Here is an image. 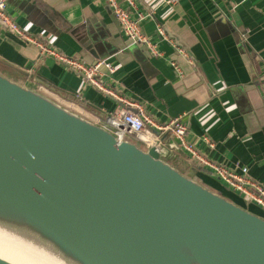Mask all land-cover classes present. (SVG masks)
Returning a JSON list of instances; mask_svg holds the SVG:
<instances>
[{"label": "water", "instance_id": "obj_1", "mask_svg": "<svg viewBox=\"0 0 264 264\" xmlns=\"http://www.w3.org/2000/svg\"><path fill=\"white\" fill-rule=\"evenodd\" d=\"M67 107L0 74V264H264L263 217Z\"/></svg>", "mask_w": 264, "mask_h": 264}, {"label": "crops", "instance_id": "obj_2", "mask_svg": "<svg viewBox=\"0 0 264 264\" xmlns=\"http://www.w3.org/2000/svg\"><path fill=\"white\" fill-rule=\"evenodd\" d=\"M134 2L131 10L119 3L133 20L145 17L141 31L156 54L129 45L105 0H7V12L21 31L56 53L86 65H111V72L100 69L104 88L139 104L159 124L180 117L188 142L204 158L227 169L246 168L252 180L264 184V0ZM158 26L167 39L157 36ZM0 74L53 93L70 111L106 128L107 118L124 107L1 25ZM153 135L164 159L183 174L264 218L261 208L188 159L178 142ZM123 138L140 144L133 135Z\"/></svg>", "mask_w": 264, "mask_h": 264}, {"label": "built area", "instance_id": "obj_3", "mask_svg": "<svg viewBox=\"0 0 264 264\" xmlns=\"http://www.w3.org/2000/svg\"><path fill=\"white\" fill-rule=\"evenodd\" d=\"M108 7L111 9L116 21L118 22L121 31L127 39L129 45H143L156 54L154 46L141 31V23L145 19L144 16L138 15L136 20L130 16V11L125 9L119 3L120 0H105ZM123 4L134 8V0H121ZM167 3L175 4L177 0H166ZM0 25L12 33L16 34L25 43L38 47L41 54L52 57L61 65L79 72L83 75L87 84L97 90L115 98L124 107L107 118V122L111 129L119 132L120 137L124 135H133L134 138L142 145L148 146L153 143L154 133L158 136L170 137L174 142H178L180 147L188 154V159L196 165L207 167L213 174L222 181L228 189L239 194L249 203L256 205L264 211V184L252 180L247 169H227L220 165H216L204 158L195 147L187 140V125L180 117H175L166 123L159 124L155 122L144 109L137 103H131L122 97L117 96L111 91L103 87L99 81L100 69L104 67L107 71H112L111 65L104 61H99L92 65H86L82 61L75 58L64 56L56 53L52 49L45 46L39 40L30 35H27L14 22L7 12V0H0ZM156 33L159 38L167 39L166 34L161 26L156 28ZM169 42H171L169 40ZM178 52L188 59L186 53L177 48ZM190 62V60H189ZM110 127L108 129H110ZM124 139V138H123ZM202 141L210 148L213 147L209 138L204 136Z\"/></svg>", "mask_w": 264, "mask_h": 264}, {"label": "bare ground", "instance_id": "obj_4", "mask_svg": "<svg viewBox=\"0 0 264 264\" xmlns=\"http://www.w3.org/2000/svg\"><path fill=\"white\" fill-rule=\"evenodd\" d=\"M109 130H112V129H109ZM112 132L114 133V131L112 130ZM116 136H118V137H120V134L119 133H114ZM33 250H39V251H41L42 253H44V254H46L47 255V253L45 252V250L43 249H40V248H32ZM57 259V258H56ZM17 260V259H16ZM20 261H18L17 260V263L18 264H28V263H31V264H35L32 260H25V262L23 263V262H20Z\"/></svg>", "mask_w": 264, "mask_h": 264}, {"label": "trees", "instance_id": "obj_5", "mask_svg": "<svg viewBox=\"0 0 264 264\" xmlns=\"http://www.w3.org/2000/svg\"><path fill=\"white\" fill-rule=\"evenodd\" d=\"M195 180H197V181H199L197 178H194ZM206 187H208V186H206ZM209 188V187H208ZM209 189H211V188H209ZM212 190V189H211ZM213 191V190H212Z\"/></svg>", "mask_w": 264, "mask_h": 264}, {"label": "clouds", "instance_id": "obj_6", "mask_svg": "<svg viewBox=\"0 0 264 264\" xmlns=\"http://www.w3.org/2000/svg\"><path fill=\"white\" fill-rule=\"evenodd\" d=\"M35 157H33V159H34Z\"/></svg>", "mask_w": 264, "mask_h": 264}]
</instances>
